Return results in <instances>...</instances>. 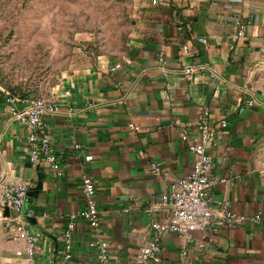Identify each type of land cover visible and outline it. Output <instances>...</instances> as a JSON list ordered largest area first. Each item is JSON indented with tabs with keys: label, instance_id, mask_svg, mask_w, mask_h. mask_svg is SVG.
Instances as JSON below:
<instances>
[{
	"label": "crops",
	"instance_id": "0c3cea01",
	"mask_svg": "<svg viewBox=\"0 0 264 264\" xmlns=\"http://www.w3.org/2000/svg\"><path fill=\"white\" fill-rule=\"evenodd\" d=\"M240 17L247 25L234 37ZM4 94L0 264H22L25 250L24 234L2 217L9 211L6 187L30 184L25 219L37 239L33 264H57L68 216L86 204L85 172L98 187L100 231L111 246L107 264H133L153 237L152 221L167 215L146 209L194 167L195 153L181 132L188 131L189 141L199 138L203 118L216 129L214 172L227 178L212 196L229 199L247 218L236 227L193 230L191 238L166 231L161 258L150 264H264V0H139L126 49L64 75L45 94L60 103L51 137L62 175L46 161L30 160L28 128L7 110ZM152 161L162 166L160 174ZM257 212L262 218L252 220ZM73 236L74 258L64 264H101L85 220L77 221Z\"/></svg>",
	"mask_w": 264,
	"mask_h": 264
},
{
	"label": "built area",
	"instance_id": "2783aa9c",
	"mask_svg": "<svg viewBox=\"0 0 264 264\" xmlns=\"http://www.w3.org/2000/svg\"><path fill=\"white\" fill-rule=\"evenodd\" d=\"M237 29L232 34L240 37L246 28L247 21L240 17L236 20ZM201 41H207L200 37ZM189 50V45H184ZM163 61V57H161ZM187 71L192 69L188 65ZM5 106L7 110L28 128L29 158L32 162L46 161L57 175L64 172L63 165L56 155V148L51 137L52 116L58 111L60 103L46 96L27 97L20 93L5 91ZM221 124H227L226 119ZM135 125L131 124L133 128ZM199 138L189 141L186 129L181 132L182 138L188 142V148L195 153V163L191 171L179 176L169 183L161 192L160 199L153 207L146 210L165 209L167 215L164 219L152 221L153 237L140 246L133 256V264H150L151 261L160 260L161 237L166 231L178 232L191 238L192 231L196 229L215 228L217 224H226L230 227L241 225L247 218L245 213L236 211L229 199H214L212 190L216 185L227 178L214 172V158L211 145L216 139V129L206 118L201 119L196 126ZM78 147L79 143H75ZM92 154H86L90 160ZM151 166L157 174L162 172V166L152 161ZM81 184L85 197V206L72 211L63 233V245L60 249L62 259L57 264L73 261L74 236L73 231L79 219L85 220L95 232L92 243L98 247L97 258L101 264L109 261L111 246L108 239L101 233V215L97 203V183L89 172L82 173ZM31 192L27 181L6 187L5 200L9 211L2 216L16 225L25 237L24 262L33 264L37 250L35 232L27 227L25 212L27 201ZM27 210V211H26ZM252 220L262 218L260 212L252 215Z\"/></svg>",
	"mask_w": 264,
	"mask_h": 264
},
{
	"label": "rangeland",
	"instance_id": "374dc122",
	"mask_svg": "<svg viewBox=\"0 0 264 264\" xmlns=\"http://www.w3.org/2000/svg\"><path fill=\"white\" fill-rule=\"evenodd\" d=\"M139 0H0V90L45 96L128 46Z\"/></svg>",
	"mask_w": 264,
	"mask_h": 264
}]
</instances>
